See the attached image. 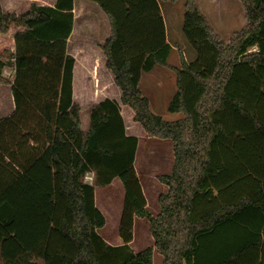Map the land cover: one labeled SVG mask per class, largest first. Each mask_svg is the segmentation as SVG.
<instances>
[{
    "label": "trees",
    "instance_id": "trees-1",
    "mask_svg": "<svg viewBox=\"0 0 264 264\" xmlns=\"http://www.w3.org/2000/svg\"><path fill=\"white\" fill-rule=\"evenodd\" d=\"M96 4L110 35L100 47L105 67L149 137L172 142L167 189L152 217L116 101L92 108L86 134L73 102L74 60L66 53L73 0L0 8V35L11 28L14 50L0 48V74L13 67V113L0 120V260L2 264H264V0H238L245 26L228 43L214 34L195 0H184L182 33L194 55L168 65L172 51L156 0H84ZM176 1V0H171ZM155 66L175 75L165 121L139 90ZM0 83H6L0 77ZM85 172L94 174L87 186ZM119 179L124 198L119 246L97 234L105 224L94 187ZM136 218L153 248L130 251Z\"/></svg>",
    "mask_w": 264,
    "mask_h": 264
},
{
    "label": "crops",
    "instance_id": "crops-1",
    "mask_svg": "<svg viewBox=\"0 0 264 264\" xmlns=\"http://www.w3.org/2000/svg\"><path fill=\"white\" fill-rule=\"evenodd\" d=\"M22 1L26 5L18 8L19 4L17 3V0H14L12 2L9 0H4L3 7L0 6V8L5 13L20 15L26 12L29 9V7L34 4L53 7L56 0H22ZM156 1L158 3L162 17L160 0H156ZM195 1L200 13L208 22L214 34L217 35V37L221 41L225 43L228 42L233 34L237 33L245 26L244 12L242 10L241 5L238 6L240 8V11L238 10L237 12V10H235L234 7L224 6L223 0H195ZM87 2L88 1L79 2V0H73L72 31L70 33L69 38L66 41V53L74 60L73 80H72L73 102L79 107L80 129L84 134L87 133L89 128L90 111L94 106H96L99 103V102L93 103L91 102L92 101L91 99L88 100L84 96L98 95L100 92L101 93L106 92L111 87H114L112 76L105 66H104L105 72L101 71L99 73V69H100L99 64L102 61L105 64V58L100 47L104 44V42L108 39L110 35L108 21L98 6L96 8L95 6H93L92 4H88ZM231 2L234 4L238 3L237 0H231ZM234 4L231 6H234ZM3 8H5L6 10ZM7 8H12V11H7L9 10ZM236 12L238 13L237 14L238 17H236L235 15ZM162 21H163V17H162ZM21 32L22 30L19 28H11L6 35H0V48L9 49L13 51L14 37ZM166 41L172 48L171 53L177 51L176 49L178 46L177 44H175L174 47L168 42L167 38ZM183 59L185 62H191L194 59V55L190 50H188V55ZM179 64L178 66H173V67L178 68ZM76 68H79L81 70V73H78L76 75V71H75ZM154 73L155 72L153 69L149 73L142 74L139 82L140 93L143 97H145L148 100L149 109L151 113L161 117L163 120L166 121H175L180 119L181 116L178 114H173V115L170 114V116L167 117H165L164 115H160L162 112H164V110H166L169 101L171 100L172 96L175 93L176 88H175L174 73L172 71H171L172 75L171 74L168 75L165 73H157V74ZM13 76H14L13 67H4L1 70L0 77L8 84L7 85L8 89L6 90L8 102L5 107H3L2 105L0 106V120L9 117L14 111V105L11 95V83L13 81ZM153 81H155V86H156L155 89H152ZM1 85L2 83H0V90H1ZM157 110H162V111L161 112L159 111L160 113H157ZM119 113L123 121L125 134L127 136H133L137 138L136 134L129 132L131 126H133L134 124L133 116H129L128 114H126V116L129 117V119L127 120L125 117V113L120 107H119ZM169 117L175 119L174 120L166 119ZM130 120L132 121L133 124L129 123L128 125V121L130 122ZM134 129L135 128H133V130ZM157 177L158 176H156L155 178ZM148 207L149 206L147 204V209ZM133 230H134V225H133ZM106 244L113 247L120 245V243L116 245H110L108 243Z\"/></svg>",
    "mask_w": 264,
    "mask_h": 264
},
{
    "label": "rangeland",
    "instance_id": "rangeland-1",
    "mask_svg": "<svg viewBox=\"0 0 264 264\" xmlns=\"http://www.w3.org/2000/svg\"><path fill=\"white\" fill-rule=\"evenodd\" d=\"M3 1L4 0H0L1 7H3ZM9 1L12 2L14 0H9ZM79 2H85V1L79 0ZM17 3L19 4L18 8L26 5L25 3H23L22 0H17ZM87 3L92 4L97 8L96 4L92 2H87ZM233 4L234 3H232L231 0H223L224 6L234 7V9L237 10V12L238 10L240 11V8L238 7L241 5L240 2L238 1V3L234 4V6H231ZM183 7H184V0H176V1L160 0V8H161L164 27L167 36L166 38L171 45L173 46L175 44L178 45L176 48L177 51L171 53L168 59V65L170 67L178 66L180 62V58L186 57L188 55V50H190V48L186 45L182 33V20L184 15ZM7 9H9L7 11H12V8H7ZM237 12L235 13L236 17H238ZM104 66L105 64L102 61L99 64V68H100L99 73L101 71L105 72ZM75 71H76V75L78 73H81V70L79 68H76ZM154 72L156 74L165 73L168 75L170 74L172 75L169 69L161 66H155ZM7 85H8L7 83H2L1 85L2 92L0 90V94H1L0 106L2 105L3 107H5L8 102V98L6 95V90L8 89ZM155 88H156L155 81H153L152 89ZM84 97H86L88 100L91 99L92 100L91 102L93 103L100 102L104 99L109 98L117 102L118 106L125 113V117L127 120L129 119V117L126 116V114H128L129 116H134L130 108L120 104L119 102L120 92L115 86L111 87L106 92H102V93L100 92L98 95H93V96L88 95ZM159 111L161 112L162 110H157V113H160ZM160 115H164L165 117L170 116V114L167 113L166 110H164V112H162ZM166 119L174 120L175 118L169 117ZM129 123L133 124L131 120L130 122L128 121V125ZM133 128L135 129L133 130ZM129 132L136 134L138 138V145L134 156L133 168L136 177L138 179V182L140 184V188L143 193V196L149 206L147 211L152 217H155L159 212L157 197L161 194H165L167 191L166 187L161 183H159L155 177L169 175L171 171L173 165L172 142L169 139L161 140L147 136L142 131L140 126L135 122L133 126H131ZM123 198H124L123 186L119 181V179L117 178L113 179L112 182L107 186L94 187L95 207L105 218V224L101 229L97 230V234L99 235L100 238H102L103 241H105L110 245H116L121 243L118 236V225L122 211ZM129 248L133 254H138L146 249L153 248V240L149 233V225L145 219L142 218L135 219L134 230L132 232V242L129 244ZM152 260H153V264H161L162 256H160L154 251ZM0 264H2L1 260H0Z\"/></svg>",
    "mask_w": 264,
    "mask_h": 264
},
{
    "label": "built area",
    "instance_id": "built-area-1",
    "mask_svg": "<svg viewBox=\"0 0 264 264\" xmlns=\"http://www.w3.org/2000/svg\"><path fill=\"white\" fill-rule=\"evenodd\" d=\"M82 181L87 186L94 185V174L92 172H85Z\"/></svg>",
    "mask_w": 264,
    "mask_h": 264
}]
</instances>
